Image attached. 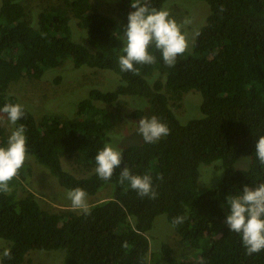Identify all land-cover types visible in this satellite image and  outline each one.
Wrapping results in <instances>:
<instances>
[{
    "label": "trees",
    "instance_id": "obj_1",
    "mask_svg": "<svg viewBox=\"0 0 264 264\" xmlns=\"http://www.w3.org/2000/svg\"><path fill=\"white\" fill-rule=\"evenodd\" d=\"M199 1L209 7V15L191 50L169 68L151 47L156 63L135 65L139 75L119 67L124 24L91 10V0L52 5L37 13L35 25L18 0L1 1L0 108L20 104L7 94L11 83L40 80L66 60L72 68L112 71L120 79L113 91L91 89L71 119L49 116L37 121L25 109L17 124L25 126L28 155L68 191L79 187L92 196L111 184L112 194L90 205V215L48 213L32 193L20 196L19 180L13 179L12 191L0 193V240L12 252L4 264H23L31 251L64 252L62 264H160L158 257L149 262L146 237L158 215H165L180 242L197 252L195 257L176 260L172 249L162 245L158 256L164 264H264V250L247 255L242 237L225 223L230 214L227 198L245 186L264 183V166L255 153L259 137L264 136V0ZM126 2L131 5V0ZM166 2L148 0L158 10ZM190 91L201 95V116L182 124L171 105L176 107ZM122 97L145 100L151 116L166 124L170 133L155 143L121 150V166L110 180H102L95 173V157L118 120L106 107ZM144 112L137 109L130 117L140 119ZM7 138L0 125V146L6 147ZM241 156L250 163L238 170L234 165ZM64 157L93 170L76 177L63 168ZM214 161H220L223 176L217 185L199 192L198 167ZM125 166L133 175L152 177L155 200L141 198L128 182L119 183ZM178 216L186 219L174 227L173 218Z\"/></svg>",
    "mask_w": 264,
    "mask_h": 264
},
{
    "label": "rangeland",
    "instance_id": "obj_2",
    "mask_svg": "<svg viewBox=\"0 0 264 264\" xmlns=\"http://www.w3.org/2000/svg\"><path fill=\"white\" fill-rule=\"evenodd\" d=\"M18 1L25 8L33 25L36 23L37 13L57 3L65 2V0ZM91 5V10L111 15L118 19L124 24L125 29L128 24V15L134 11L126 0H91ZM163 9L168 10L170 16L177 23H182L185 19L191 21L182 29L186 34L190 51L198 29L205 24V20L209 15V7L206 3L199 0H167ZM77 33V35L82 37L83 33L81 31L77 30ZM58 77L60 80L56 82ZM119 83V76L112 71L94 70L85 66L72 68L70 61L66 60L61 67L49 70L40 80L22 78L16 83H11L7 94L16 96L20 104L37 121L49 116L71 119L75 115L77 103L85 99L91 89L109 92L113 91ZM201 102L200 93L190 91L183 95L176 107H173L171 103L170 105L178 121L184 124L201 116ZM103 108H105V105ZM106 108L110 115L117 114L118 116L114 127L108 132L109 141L106 144H111L121 151L130 145L145 142L137 134L139 120L144 117H152L145 100L136 97H122L114 105ZM137 109L145 111L143 117L140 119L131 118L130 114ZM0 124L5 128L9 136L13 126L8 123L7 118L4 116L0 118ZM249 163L250 159L248 157L241 156L234 167L238 170L246 169ZM62 165L65 170L76 177L89 175L93 170L91 167L76 166L73 159L66 157L62 158ZM198 174L197 189L199 192L217 185L223 176L220 161L200 164ZM18 180L19 185L16 188L19 195L24 196L26 193H32L42 210L48 213L80 212L72 209L71 201L67 198L68 190L61 187L48 170L37 163L32 156L28 155ZM111 194L112 185L107 184L96 194L87 196L88 204L90 206L105 201L111 197ZM146 237L149 241L148 258L150 263L153 262L154 257H158L160 264H164L158 256L162 245H168L172 249L176 260L196 256L197 252L194 249L180 242L173 227L167 222L165 215L155 217L152 228L146 234ZM6 244L5 241L0 240V252L3 251ZM63 255L64 252L61 251H31L26 256L23 264H62Z\"/></svg>",
    "mask_w": 264,
    "mask_h": 264
},
{
    "label": "clouds",
    "instance_id": "obj_3",
    "mask_svg": "<svg viewBox=\"0 0 264 264\" xmlns=\"http://www.w3.org/2000/svg\"><path fill=\"white\" fill-rule=\"evenodd\" d=\"M131 8L135 11L128 15V24L124 31L125 42L121 49L124 54L119 56L120 70L139 75L140 69L135 65L155 64L156 56L149 51L151 47L162 54L166 66L174 67L177 58L189 51L188 40L182 29L191 21L185 19L182 23H177L168 10L150 7L148 0H131ZM0 113L6 114L8 123L14 126L7 138L6 147L0 146V193L9 194L12 191L10 182L18 178L28 159L26 129L23 124H17L24 117L25 108L19 103H6L0 108ZM169 133L168 126L155 116L144 117L138 122L137 134L146 143H155ZM255 153L260 165L264 166V136L259 137ZM122 159L120 150L111 144H105L95 157V173L102 180H110L114 171L121 166ZM125 182L141 198L155 200L158 196L150 175H133L125 166L120 172L119 183ZM67 198L71 201L73 210L90 215L91 209L85 190L79 187L71 189L67 192ZM227 203L230 214L227 215L225 223L230 231L242 237L247 255L264 250V183L255 188L245 186L240 194L229 196ZM185 219V216L173 218V226L182 224ZM123 247H128L127 242ZM5 259H12V252L8 247L0 252V264H4Z\"/></svg>",
    "mask_w": 264,
    "mask_h": 264
},
{
    "label": "crops",
    "instance_id": "obj_4",
    "mask_svg": "<svg viewBox=\"0 0 264 264\" xmlns=\"http://www.w3.org/2000/svg\"><path fill=\"white\" fill-rule=\"evenodd\" d=\"M3 116L6 117L3 113H0V118H2Z\"/></svg>",
    "mask_w": 264,
    "mask_h": 264
}]
</instances>
